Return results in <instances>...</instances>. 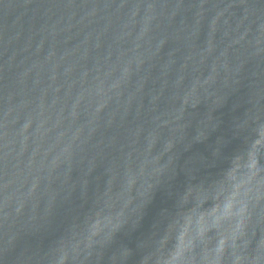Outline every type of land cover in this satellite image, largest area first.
<instances>
[{"label":"water","instance_id":"water-1","mask_svg":"<svg viewBox=\"0 0 264 264\" xmlns=\"http://www.w3.org/2000/svg\"><path fill=\"white\" fill-rule=\"evenodd\" d=\"M0 264H264V0H0Z\"/></svg>","mask_w":264,"mask_h":264}]
</instances>
